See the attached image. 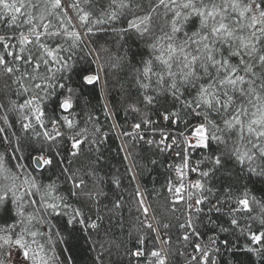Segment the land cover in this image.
<instances>
[{
  "label": "trees",
  "instance_id": "16d2710c",
  "mask_svg": "<svg viewBox=\"0 0 264 264\" xmlns=\"http://www.w3.org/2000/svg\"><path fill=\"white\" fill-rule=\"evenodd\" d=\"M131 2L132 7L119 11L116 20H108L106 14L115 10L112 0H62L67 10L65 27L79 33L80 39L74 43L70 36L59 38L58 55L64 59L60 64L53 61L37 70L42 76H51L48 68L55 72L62 64L71 66L55 72L57 78L63 76L64 80L47 81L53 94L41 105L46 106L44 127L27 109L19 107L32 98L31 91L24 92L16 82L25 67L15 74L0 70V189L15 184L19 189L16 195L24 197L18 201L24 220L34 217L28 228L41 235L35 243L30 235L24 237L30 258L35 257L31 259L38 264H156L161 253L154 229L144 224L147 206L158 230L168 234L165 248L169 264H264V247L253 245L248 231L264 232L260 224L264 219V176L250 173L249 162L240 164L233 155L235 148L245 143L239 139L238 130L216 131L207 123L212 121L223 129L216 114L203 108L194 112L186 106L192 96L183 88V96L173 100L171 92L165 90L167 85L157 83V76L145 75L144 61L151 58L149 45L170 30L171 14L165 16L161 8L159 14H153L151 31L141 35L129 29L128 21L147 14L157 0ZM85 13L90 19L81 22L80 16ZM97 19L106 22L96 24ZM0 35L11 33L0 28ZM56 43L50 47L55 48ZM12 50L18 52L19 48ZM152 70L161 71L158 62H154ZM86 75L97 76L98 80L85 83ZM59 83L65 84L63 90ZM70 88L72 108L62 112L58 104L68 96ZM54 116H67L72 127L59 119L54 128L49 122ZM29 122L32 127L25 129L23 125ZM202 123L209 135V147L194 145L186 155L180 153L171 159L168 145L156 141L155 131L171 135L172 130H186ZM136 124L141 127L133 132ZM213 133L221 136L223 142L211 140ZM73 139L82 143L71 153L68 147ZM35 155L52 163L35 169ZM185 157L192 170L187 167L189 171L183 174L193 179L192 186L177 173L185 167ZM217 157L221 158L220 165L214 164ZM251 167L259 171L264 159H256ZM204 172L208 175L204 176ZM25 179L35 182L36 188L30 189L34 196L25 195L28 185L20 187ZM197 181L201 188L195 187ZM181 185L177 193L175 187ZM245 193L252 211L233 212L238 207L236 201ZM197 199H201L200 204H196ZM31 200L56 203L59 208L56 212L37 210V205L29 204ZM190 201L195 202L192 210L188 209ZM77 211L81 215L73 220ZM16 212L10 193L9 199L0 203V226L20 220ZM232 219L238 224L233 225ZM93 223L96 227H91ZM22 227L18 224L15 232L19 234ZM212 240L219 249L210 245ZM12 246L0 240V264H5ZM153 252L159 256H153Z\"/></svg>",
  "mask_w": 264,
  "mask_h": 264
},
{
  "label": "snow or ice",
  "instance_id": "6c2138e0",
  "mask_svg": "<svg viewBox=\"0 0 264 264\" xmlns=\"http://www.w3.org/2000/svg\"><path fill=\"white\" fill-rule=\"evenodd\" d=\"M112 5L115 10L106 14L108 20H116L118 12L131 8L132 2L112 0ZM71 7L75 8L77 5ZM161 8L165 16L171 14L170 30L157 36L149 45L151 58L144 61L145 75L151 73L157 76V83L167 85L165 90L171 92L173 100L183 96L181 92L183 88L184 92L192 96L186 101V106L194 112L203 108L208 113L216 114L224 125L223 129L212 121H207L216 128V131L238 130L239 139L245 143L236 147L233 155L240 164L246 160L249 162L250 173L264 176V167L259 171L251 167L256 159H264V0H208V2L157 0L147 14L128 21L129 29H135L141 35L148 34L151 31L153 14H159ZM57 10L61 11L58 13ZM66 17L67 10L62 5V0H0V28L11 33V35H0V46L3 47V52H0V70L7 74H15L21 67H25V71L17 77L16 82L24 92L31 91L32 98L19 107L21 110L27 109L42 127L45 126L43 121L46 116V106L41 107V105L53 94L52 85L47 81L64 80L63 76L57 78L55 72L66 71L71 66L62 64L60 68L55 69V72L52 68H48V72L53 73L51 76H42L37 70L53 61L60 64L61 59H64L58 55L61 46L56 41L59 38L70 36L74 43L80 39L79 33L67 31L63 19ZM89 19L88 13L80 16L81 22H87ZM105 22L100 19L94 21L96 24ZM88 31L92 29L89 28ZM52 43H56L55 48L50 47ZM17 47L18 52L12 50ZM8 57H11V60ZM154 62H158L161 66L159 73L152 70ZM29 68L31 71L27 70ZM37 80L41 82L38 83ZM83 80L91 84L97 81L98 77L86 75ZM142 86L148 87V85ZM58 87L63 90L65 84L59 83ZM41 93L44 95L41 96ZM192 93L195 95L193 96ZM72 95L73 90L70 88L68 96L59 102L58 108L62 112L72 108ZM23 119L28 120V116H24ZM59 119L66 121L69 128L72 127V121L68 120L67 116L60 118L54 116L49 122L55 128ZM23 127L29 129L32 124L25 123ZM134 127L139 129L141 125L136 124ZM44 135L52 139L47 132ZM56 135L60 136V133L57 132ZM125 135L130 134L125 133ZM193 136L197 139V146L209 147V135L205 124H199L193 131ZM210 138L217 143L223 142L221 136L215 133ZM81 143L79 139H73L71 148L77 149ZM242 147L246 150L242 151ZM34 162L38 167L52 163L50 159L41 157H35ZM214 164L220 165L221 158L217 157ZM17 167L22 168L19 165ZM203 175L207 176L208 173L204 172ZM24 184L28 185L29 189L25 195L34 196L35 193L30 189L36 188L35 182L25 179L20 187ZM195 187L201 188L202 185L197 181ZM181 188L182 185L176 189L177 193ZM17 190L19 189L15 184L12 188L0 189V203L6 202L11 193L12 203L17 206L16 215L21 217L14 223L0 226V233H4L0 236V240H3L4 244H12L22 249L27 261L30 255L29 246L24 239L25 235H30L35 243V238L41 234L29 230L28 224L34 217L30 215L26 221L24 220L22 205L18 203L24 197L17 196ZM200 203L201 199H197L196 204ZM29 204L37 205V210L43 208L56 212L59 208L56 203L47 201L41 204L39 201L31 200ZM236 204L238 207L233 208V212L252 211L247 193L244 198L238 199ZM261 207L264 208V205ZM216 211L220 209L216 208ZM80 215L81 213L77 211L73 220ZM80 223L84 221L81 220ZM231 223L237 225L238 221L232 219ZM18 224L24 225L19 234L15 232ZM260 224L264 227V219L260 220ZM91 227H96L95 223ZM248 231L251 243L264 247V232H251V229ZM13 236L16 237L14 240ZM248 250L259 251L254 248ZM152 255L159 256V253L153 252ZM204 255L207 256V253L205 252ZM31 258L35 259V257ZM42 264L47 262L44 261ZM159 264H164V261L160 260Z\"/></svg>",
  "mask_w": 264,
  "mask_h": 264
},
{
  "label": "rangeland",
  "instance_id": "374dc122",
  "mask_svg": "<svg viewBox=\"0 0 264 264\" xmlns=\"http://www.w3.org/2000/svg\"><path fill=\"white\" fill-rule=\"evenodd\" d=\"M99 75H100V73H99ZM199 124H196L192 129H193V131L195 130V128L198 126ZM191 130V129H190ZM139 131V129H137V128H133V132H138ZM175 131V130H174ZM174 131H172V132H174ZM155 132H157L156 133V141L157 142H159V143H162L163 144V142L159 139V137L162 135V134H166V133H168L169 134V132H167V131H165V132H160V131H155ZM172 135V134H171ZM176 134H174V136H175ZM165 137H166V135H165ZM73 141V140H72ZM180 142H182V144H183V147L184 148H180L181 150H184L185 148L186 149H188V148H190L191 146H194V145H197V142H195V141H197V139L196 140H194V141H191L190 140V138H188V139H184V137H182V139H180L179 140ZM72 144V143H71ZM71 144H70V146L68 147V150H69V152H73V150L74 149H72L71 148ZM39 156V155H38ZM170 156H171V159H175V158H177V156H175L173 153H171L170 152ZM36 157V155L34 156V158ZM40 157V156H39ZM34 158H33V160H32V164H33V166H34V168L35 169H41V167L43 166H41L40 168H38L36 165H35V162H34ZM42 159H45V158H43V157H41ZM187 183H189L191 186L192 185H194V184H191L190 183V181H187ZM147 207V206H146ZM143 219H145V218H143ZM152 220L153 221H150V223H148V222H146V220H144V224H146V225H150V226H152L151 224H153L154 225V227H155V229H154V231L156 232V239H157V242H158V245H159V250H161V245L160 244H162V249H163V252H164V255L166 256V257H168L167 256V252H166V248H165V242L168 240V234H166L164 231H162V230H158V228L156 227V223H155V221H154V219L152 218ZM153 227V226H152ZM211 243H210V245H213L212 247L213 248H215V250H217L218 248H216L215 247V241H210ZM11 249V250H10ZM9 250L10 251H8L9 253L6 255V257H7V260H5L4 262H5V264H38L35 260H32L31 258H29L27 261H25V258H24V256H23V250L22 249H18V248H16L15 246H12L11 248H10ZM156 263V262H155ZM159 263V262H158ZM158 263H156V264H158ZM166 264H169V263H166Z\"/></svg>",
  "mask_w": 264,
  "mask_h": 264
},
{
  "label": "bare ground",
  "instance_id": "6f19581e",
  "mask_svg": "<svg viewBox=\"0 0 264 264\" xmlns=\"http://www.w3.org/2000/svg\"><path fill=\"white\" fill-rule=\"evenodd\" d=\"M195 125L196 124L188 126V128L186 130L185 129H180V130L175 129L174 132H170L172 135L166 133L165 134L166 135L165 139L161 138V137H159V139L163 142V144H167L168 145L169 152L173 153L175 156L178 157L180 155V153L181 154L183 153L184 155H186L187 149L186 148L184 150L180 149V148H184V147H183L182 142H180L179 140L182 139V137H184V139L191 138L190 136H188V134H191V130L190 129H192ZM174 134H176V135L174 136ZM192 134H193V132H192ZM192 137H193V141L196 140L195 136H192ZM195 142H197V141H195ZM36 156H38V155H36ZM185 160H186V161H184V166L185 167H180L177 170V173L181 177V179L186 182V184L190 185L189 183H187V181H190L191 184H194L193 179H190V177L186 173L183 174V172H187L189 170H192V166L189 167V160H187V158ZM187 167H189V170L187 169ZM175 189H177V188L175 187ZM194 207H195V202L194 201H190L188 209L192 210ZM175 215L178 216V213H176ZM144 218L145 219L146 218H148V219L153 218V215H152V213H151V211H150V209L148 207H146V209H145ZM151 225L153 226L152 228L155 229L154 225L153 224H151ZM155 235H156V232H155ZM160 245H161V250H160L161 260L164 261V264L169 263L168 257H166L164 255V252H163V249H162V244H160ZM214 245H215L216 248L219 247L218 244H216V242H215ZM211 246H213V245H211ZM10 250H8V251H10ZM8 253L9 252H7V254ZM5 260H7V257H5Z\"/></svg>",
  "mask_w": 264,
  "mask_h": 264
},
{
  "label": "built area",
  "instance_id": "2783aa9c",
  "mask_svg": "<svg viewBox=\"0 0 264 264\" xmlns=\"http://www.w3.org/2000/svg\"><path fill=\"white\" fill-rule=\"evenodd\" d=\"M192 132H193V129H191V134H188V136L191 137V138H190L191 141H193V137H192L193 134H192ZM160 137L165 139V134H162ZM145 220H146V222H148V223H150V221H153L152 218H150V219L146 218Z\"/></svg>",
  "mask_w": 264,
  "mask_h": 264
},
{
  "label": "water",
  "instance_id": "95a60500",
  "mask_svg": "<svg viewBox=\"0 0 264 264\" xmlns=\"http://www.w3.org/2000/svg\"><path fill=\"white\" fill-rule=\"evenodd\" d=\"M36 157H38V156H36ZM35 165H36V163H35ZM37 166V165H36ZM38 167V166H37ZM41 167V166H40ZM40 167H38V168H40Z\"/></svg>",
  "mask_w": 264,
  "mask_h": 264
}]
</instances>
